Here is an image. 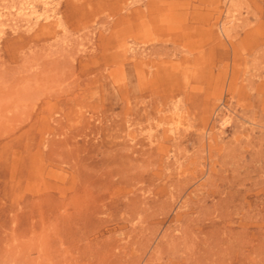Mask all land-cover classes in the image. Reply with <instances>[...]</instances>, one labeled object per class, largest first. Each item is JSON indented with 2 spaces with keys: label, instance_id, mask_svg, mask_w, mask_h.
<instances>
[{
  "label": "rangeland",
  "instance_id": "374dc122",
  "mask_svg": "<svg viewBox=\"0 0 264 264\" xmlns=\"http://www.w3.org/2000/svg\"><path fill=\"white\" fill-rule=\"evenodd\" d=\"M0 264H264V0H0Z\"/></svg>",
  "mask_w": 264,
  "mask_h": 264
}]
</instances>
